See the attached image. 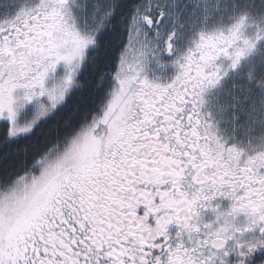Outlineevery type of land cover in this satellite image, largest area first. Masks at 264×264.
<instances>
[{"label":"snow or ice","instance_id":"snow-or-ice-1","mask_svg":"<svg viewBox=\"0 0 264 264\" xmlns=\"http://www.w3.org/2000/svg\"><path fill=\"white\" fill-rule=\"evenodd\" d=\"M243 22L201 30L183 51L161 0H29L0 22V208L16 210L6 230L0 218V264H225L229 251L233 264H264V152L242 158L200 111L217 59L235 66L252 47ZM167 62L171 79L147 75ZM75 91L95 110L38 134ZM216 196L229 209L198 224ZM238 213L260 235L230 246Z\"/></svg>","mask_w":264,"mask_h":264},{"label":"flooded vegetation","instance_id":"flooded-vegetation-1","mask_svg":"<svg viewBox=\"0 0 264 264\" xmlns=\"http://www.w3.org/2000/svg\"><path fill=\"white\" fill-rule=\"evenodd\" d=\"M10 9L8 5H0V22L5 18H10L11 15H7ZM12 11L14 12V10ZM16 13L14 12L13 16ZM247 63L248 60L246 59L242 67L236 65L237 68L241 67V69L221 70L219 79L204 87L201 92L202 102L200 104V111L204 114L205 119L213 124L216 135L226 144L243 149L242 158L254 154L262 143L261 137H264L262 76L252 74V68ZM167 67V70L163 71L164 73L158 74L161 83L171 79L177 71V66L173 63H168ZM228 71L232 74L231 76L225 74ZM147 75L151 78L153 74L148 72ZM210 203L213 207L197 209L195 219L198 224L217 223L216 213L228 210L231 200L228 197L216 196ZM144 210L143 205L138 206L137 214L143 215ZM229 219L236 228L242 229V231L234 234L233 239L229 242L230 246L237 240L255 239L260 235L259 228L262 225L260 223L253 225L246 214L238 213ZM147 222L149 224L155 223L152 214L147 217ZM245 228L247 230H243ZM178 230V225L169 224L167 231L170 238H174ZM153 254L160 255V250L154 249ZM165 258L161 256L162 260ZM220 258L224 260L225 264H233L235 253L229 251L228 256ZM249 264H252L251 258H249Z\"/></svg>","mask_w":264,"mask_h":264},{"label":"rangeland","instance_id":"rangeland-1","mask_svg":"<svg viewBox=\"0 0 264 264\" xmlns=\"http://www.w3.org/2000/svg\"><path fill=\"white\" fill-rule=\"evenodd\" d=\"M28 3L29 0H0V5H8L11 8L7 13L11 15L10 18L14 12L28 6ZM161 6L166 9V30L175 29L174 44L180 51L191 46L199 31L224 29L243 17L241 34L249 39L252 47L245 50L236 65L242 67L245 60H248L247 64L252 68L251 73L262 76L261 91L264 94V0H161ZM168 63L171 62L160 67L150 66L149 74L164 73ZM216 63L220 66V71L241 69L236 65L232 66L229 57L221 56ZM60 70L62 65H57L55 75H59ZM225 74L232 75L229 71ZM51 83V79L46 81L48 85ZM13 94L22 96L23 89L14 90ZM27 108V105L21 108L19 115L24 116Z\"/></svg>","mask_w":264,"mask_h":264},{"label":"trees","instance_id":"trees-1","mask_svg":"<svg viewBox=\"0 0 264 264\" xmlns=\"http://www.w3.org/2000/svg\"><path fill=\"white\" fill-rule=\"evenodd\" d=\"M90 79V77H81V84L84 86V90H87L89 87ZM97 105L98 101L95 96L87 94L86 91H83L82 96V91H75L71 98L68 99L67 105L61 110V112L57 116L47 119L41 126V129L37 130V132L39 134L41 131L50 130L54 126L62 124L66 119L78 120L85 110H95ZM2 131L3 126L0 127V132ZM13 147L23 152L27 148V142L20 140Z\"/></svg>","mask_w":264,"mask_h":264},{"label":"clouds","instance_id":"clouds-1","mask_svg":"<svg viewBox=\"0 0 264 264\" xmlns=\"http://www.w3.org/2000/svg\"><path fill=\"white\" fill-rule=\"evenodd\" d=\"M261 145L260 147L255 150V152H264V137H261ZM243 150V149H241ZM25 193L23 191V189H20L17 192V197L20 198L21 200L23 199ZM0 197H2V193H0ZM16 215V210L14 207L5 204L2 208H0V218H2L5 230L7 229V225L9 220L13 219Z\"/></svg>","mask_w":264,"mask_h":264}]
</instances>
